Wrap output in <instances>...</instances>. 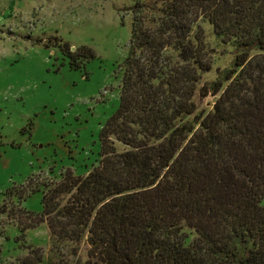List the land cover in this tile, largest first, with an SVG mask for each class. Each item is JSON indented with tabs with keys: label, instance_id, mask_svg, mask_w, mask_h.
<instances>
[{
	"label": "trees",
	"instance_id": "1",
	"mask_svg": "<svg viewBox=\"0 0 264 264\" xmlns=\"http://www.w3.org/2000/svg\"><path fill=\"white\" fill-rule=\"evenodd\" d=\"M260 7L138 0L100 163L48 186L42 213L21 205V235L47 220L54 240L73 241L75 264H264V68L251 66L264 56ZM199 18L232 47L229 65L204 81L212 63L193 30ZM70 47L75 67L96 55ZM208 94H218L210 110L200 106ZM37 190L23 183L5 194L23 201ZM12 208L4 202L0 213Z\"/></svg>",
	"mask_w": 264,
	"mask_h": 264
},
{
	"label": "rangeland",
	"instance_id": "2",
	"mask_svg": "<svg viewBox=\"0 0 264 264\" xmlns=\"http://www.w3.org/2000/svg\"><path fill=\"white\" fill-rule=\"evenodd\" d=\"M137 1L0 0V204L13 206L12 215L0 213V264L39 254L40 264H75L73 241L54 240L47 220L21 235L19 207L42 213L48 186L99 165L101 131L120 105ZM255 1L264 12V0ZM260 17L264 22V13ZM193 30L201 33L212 63L201 81L212 79L229 65L232 47L217 43L206 19ZM66 43L73 51L88 45L96 55L75 67ZM263 64L257 55L251 66L257 73ZM217 95H206L200 106L210 110ZM23 183L39 190L23 201L5 194ZM81 256L88 259L86 246Z\"/></svg>",
	"mask_w": 264,
	"mask_h": 264
}]
</instances>
